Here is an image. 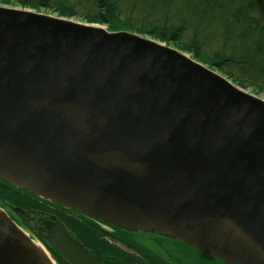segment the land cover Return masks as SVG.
<instances>
[{"label":"water","instance_id":"water-1","mask_svg":"<svg viewBox=\"0 0 264 264\" xmlns=\"http://www.w3.org/2000/svg\"><path fill=\"white\" fill-rule=\"evenodd\" d=\"M0 180L224 264H264V100L137 34L0 6ZM48 242L98 264L63 225ZM0 264H52L2 209Z\"/></svg>","mask_w":264,"mask_h":264},{"label":"flooded vegetation","instance_id":"flooded-vegetation-1","mask_svg":"<svg viewBox=\"0 0 264 264\" xmlns=\"http://www.w3.org/2000/svg\"><path fill=\"white\" fill-rule=\"evenodd\" d=\"M50 1L51 0H48V2ZM177 1H179V7H184L186 14L198 17L197 21L194 24H190V22L186 20H181L180 24L178 25L181 29V33L178 36L177 40L179 42L185 41V35L182 37L183 31H192V39H189L187 42H195L197 50L199 49V57L202 56V58H206L207 56H210L212 54L217 55L218 52H221L220 55L222 56L220 58H218L217 56L213 57L212 55V58L216 60L215 65L219 70L223 69L224 67L231 66L229 64L241 65L239 66V68L243 66L247 67L246 69L242 68L241 73L237 74L241 77L240 79L250 85L256 83L255 86H257L258 90H261L262 88L264 89L263 66L261 67L260 64H256L254 60L251 59V55L249 54V52L254 51L253 45H255L256 47L264 46L262 31L257 30L255 34H252L251 36H243V38H241L240 44L238 45L240 46L239 49L235 47L237 46V41L233 42V46L232 44H228L222 38H220V41H218V43L221 46L212 47L209 46V43H207V41L205 40H208V37L205 34L207 21L216 19L218 16H221L220 22H222V30L225 26L226 29L231 30V27L227 26V22L233 24L234 21L237 20V16L244 18L245 23L246 21H249L247 17H250L252 21H255L257 19L258 22H264V17L261 15L259 8L257 7V0ZM62 3L65 2H62L60 0L59 5L56 6L59 8V10H64V7L60 5ZM235 3L240 4L237 9L233 6ZM230 17L233 18V23L229 19ZM225 38L227 39V36H225ZM223 46L226 47V49ZM227 51L230 56L229 58H224V56L227 54ZM236 52H243V57L236 58ZM230 72L232 71L230 70ZM250 85H248L247 87H250ZM38 200L40 205L44 206L46 210H24L25 212L23 213L19 211V208H11V211L13 212L11 213L10 211L7 214L12 219V214L17 213L18 218L13 219L12 221L17 223L18 226L23 225V227H26L28 229V231L34 232L33 234H35V236H37L42 241L41 244L44 246V250L51 254V257L54 259L56 264L61 263L58 262L59 260L56 258V256L45 245V242L49 243V232L50 229H52V225L55 223L63 225L67 229V231L70 232L72 238L79 245H81L98 264L104 263L101 262L96 254H93L92 251L87 249L85 245L82 244L76 236H74V229L90 228L98 231L102 230L100 228L110 229L111 232L110 234H108L110 236L109 238H107L106 236L108 235H105L103 232H101L100 236H103L104 240H106L105 238H107L106 242L116 248L113 251L115 254L114 260L120 262V264L121 262L122 264H200L199 259H201V257L203 258V260L210 262L211 264H224L210 256L203 254L198 250L189 247L188 245L181 243L180 241L171 240L167 238L166 235H159L157 233L146 234L141 232H137L135 234L132 232H127L116 227L114 228V226L106 224L105 222H102L100 220L91 219L88 216L72 209H68L61 205L55 204L53 203V201L50 202L48 200L40 198H38ZM19 214H23L25 222ZM111 236H125V238H129V242H124L126 244L125 249H127L128 252L122 251L117 246L113 245L111 240L114 238H112ZM133 236H158L157 239L161 240L163 244L161 243V241L153 243L152 241L136 239ZM146 241L152 243L154 246H157L156 248L158 249V251L155 252L146 247Z\"/></svg>","mask_w":264,"mask_h":264},{"label":"rangeland","instance_id":"rangeland-1","mask_svg":"<svg viewBox=\"0 0 264 264\" xmlns=\"http://www.w3.org/2000/svg\"><path fill=\"white\" fill-rule=\"evenodd\" d=\"M6 1L11 2L12 4V5H8L9 8L24 10V8H22V6L19 4V0H6ZM61 1L65 2V3L60 4L64 7V10L74 11L76 15L71 20L76 23L86 24L85 22L86 16L94 12L96 13L98 11L97 9L94 8L92 1H88V0H61ZM114 1H116L115 4L117 5L116 15L117 17H119L118 20L119 21L128 20L130 21V24L132 25L133 29L127 32L131 34H137V35L143 36L144 38L151 39L165 46H167L166 43L160 42L156 40L155 38H151L150 33L151 32H161L164 30V32L165 33L167 32V34H169L171 37L177 36L178 38V36L181 33V29L178 26L181 20H186V21H189L190 24H194L198 19V17L190 16L186 14L184 7L183 6L179 7V1L177 0H114ZM59 3H60V0H51L50 2L46 3L48 7L43 8L41 12H37L34 10H30V9H26V10L35 12V13H40V14L47 15V16L58 17L57 14L61 10H59V8L56 6L59 5ZM239 5L240 4L235 3L233 6L236 7L237 9ZM0 6H4V5L0 4ZM220 18L221 16H218L216 19L208 20L206 23L205 34L207 35L208 40L207 39L205 40L207 41V43H209V46H212V47L219 46L220 47L221 45L218 43V41H220V38H222L226 43L232 44L233 46H234L233 42L237 41L236 43L237 46L235 47L239 49L240 46L238 45L240 44L241 38L247 35L251 36L252 34H255L257 30H260L263 32L262 36H263V42H264V22L262 23L258 22L257 19L255 21H252L250 17H247L249 21L248 22L246 21L245 23L244 18L237 16V20L234 21L233 23V18L230 17L229 19L232 21L233 24H230L227 22V26H230L231 30L226 29V26L222 30V22H220ZM100 27L104 28L107 31L110 30L109 26L107 25H103ZM184 35H185V41H180V42L173 41L169 44L170 46L169 48L175 49L178 52V51L183 50V48H186L187 46H189L191 41L190 43H188L187 41L189 39H192L193 33L192 31L187 30V31H183L182 37ZM225 36H227V39L225 38ZM253 46H254V51L249 52V54L251 55V59L254 60L256 64H260L261 67L263 66L262 68L264 69V46H259V47L258 46L256 47L255 45ZM224 48L226 49V47ZM220 53L218 52L217 55H213V54L212 55L213 57L217 56L218 58H220L222 56L220 55ZM236 53H237V56H235L236 58H242L244 55V54L242 55L243 52H236ZM185 55L192 59L191 54L185 53ZM212 55L207 56L206 58H202V56H200V59H198L199 63L206 66L209 69H212L213 71L218 73L219 76L221 75L228 80H232V82L235 83V86H238V83L242 84L243 87H245L244 88L245 92L252 94L258 98H262V100H264V89L263 88L261 90H258L257 86H255L256 83H254L253 85L247 84L246 82L242 81V79H240L241 77L239 75H237L241 73L242 68L246 69L247 67L243 66L239 68V66L241 65L229 64L231 66L224 67L221 70H218L217 67L212 68V66L215 65V62H216V60L212 58ZM229 56L230 55L228 54V51H227V54L224 56V58H227V57L229 58ZM230 70L235 73L230 72ZM231 73L234 76L233 79H231L230 77ZM252 81H255V80H252ZM248 85H250L251 88L247 87ZM12 207H13L12 205H8V206H5V210L4 209L3 210L6 213H8L11 211ZM12 212L13 211H11V213ZM16 218H18V215L13 213L12 220ZM21 227L24 233H26L31 238V240H33L35 243H37L38 245L42 247V244H41L42 241L37 236H35V234H33L34 232L28 231L26 227H23V226ZM100 229L102 230H99V231L103 232L105 235H108L111 232V230L107 228H100ZM106 237L109 238L110 236L108 235ZM111 237L114 238L112 239L113 241L111 240L113 245L117 246L122 251H127V249H125L126 248L125 243L129 242L128 240L129 238H125V236H115V237L111 236ZM133 237L136 239L152 241L153 243L157 241H161L157 239L158 236L157 237L156 236H146V237L145 236H136V237L133 236ZM107 238L105 239L107 240ZM147 241L145 245L146 247H148L149 249L155 252L158 251V249L156 248L157 246H154L152 243L147 242ZM161 243L163 244L162 241ZM49 256L54 261V259L51 257V254ZM199 262L200 264H211L210 262L203 260L202 257L201 259H199Z\"/></svg>","mask_w":264,"mask_h":264},{"label":"trees","instance_id":"trees-1","mask_svg":"<svg viewBox=\"0 0 264 264\" xmlns=\"http://www.w3.org/2000/svg\"><path fill=\"white\" fill-rule=\"evenodd\" d=\"M93 1V5L95 9L98 11L86 16L85 22L91 25H107L109 26V31L111 32H120V31H131L132 25L130 21H119V17H117V5L115 4L116 1L114 0H91ZM48 0H19V4L24 9H30L37 12H41L43 8L48 7L46 3ZM0 4L2 5H12L11 2L6 0H0ZM59 17H64L68 19H72L75 17L74 11H66L61 10L58 14ZM151 38H155L156 40L166 43L169 45L171 42L176 41L174 36H170L165 33L164 30L161 32H151ZM196 44L191 42L189 46L183 48L182 52L189 53L193 56L195 60L198 61L200 59L198 50L196 48ZM214 66H212L213 68ZM231 76V75H230ZM233 78V76H231ZM239 81V80H238ZM238 86L242 88V84L238 83ZM0 203L2 207L12 205L15 207H19L23 210H46V208L40 205L38 198L35 195L17 189L16 187L0 180ZM23 221L25 222L23 214H19ZM23 226V225H21ZM101 231L93 230L90 228H80L74 229V236L85 245L87 249L92 251L93 254H96L98 258L104 264H120V262L114 260L115 254L114 246L108 244L106 240L103 239V236H100ZM46 246L50 249L53 253L51 248L49 247L48 243L45 242ZM56 256V255H55ZM61 264H67L66 261H63L61 258L56 256ZM122 264V262H121Z\"/></svg>","mask_w":264,"mask_h":264},{"label":"bare ground","instance_id":"bare-ground-1","mask_svg":"<svg viewBox=\"0 0 264 264\" xmlns=\"http://www.w3.org/2000/svg\"><path fill=\"white\" fill-rule=\"evenodd\" d=\"M30 239H31V238H30ZM34 244H35V246H36L40 251H42V252L46 255V252H44V250H43V249H44V246H43V245H42V247H41L40 245H38V244L35 243V242H34ZM48 258H49V260L51 261L52 264H56V262H54V261L51 260L50 256H49Z\"/></svg>","mask_w":264,"mask_h":264}]
</instances>
